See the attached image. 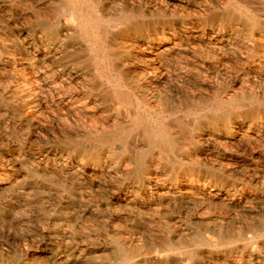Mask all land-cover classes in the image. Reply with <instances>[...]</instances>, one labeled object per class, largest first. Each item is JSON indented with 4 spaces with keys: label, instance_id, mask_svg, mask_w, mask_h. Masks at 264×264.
<instances>
[{
    "label": "rangeland",
    "instance_id": "rangeland-1",
    "mask_svg": "<svg viewBox=\"0 0 264 264\" xmlns=\"http://www.w3.org/2000/svg\"><path fill=\"white\" fill-rule=\"evenodd\" d=\"M79 1L113 68L78 0H0V264H264V1Z\"/></svg>",
    "mask_w": 264,
    "mask_h": 264
},
{
    "label": "bare ground",
    "instance_id": "bare-ground-1",
    "mask_svg": "<svg viewBox=\"0 0 264 264\" xmlns=\"http://www.w3.org/2000/svg\"><path fill=\"white\" fill-rule=\"evenodd\" d=\"M65 1V0H64ZM172 1V0H171ZM215 1H217V0H215ZM227 1V0H226ZM233 1V3H232V5L234 4L235 5V7H237V6H242L243 8H249L248 7V4L249 3H247L245 0H232ZM253 1V0H252ZM264 1V0H263ZM179 2V1H178ZM208 2V1H207ZM210 2V1H209ZM256 2V1H255ZM259 2V1H258ZM64 3V2H63ZM62 3V4H63ZM204 3V2H203ZM253 3V5H254V2H252ZM65 4V3H64ZM147 4V3H146ZM184 4V3H183ZM212 4V3H211ZM228 4V3H227ZM260 4V3H259ZM73 5V4H72ZM82 4H81V2L78 0V2L73 6V7H70V6H67V5H64V8H66V9H69V10H72L73 12H74V15L76 16V19H77V21H78V26H79V31H80V34L81 35H83L87 40H89V41H91L92 42V44H93V46H96L97 48H98V55H101L102 56V60L100 59L99 61H96L98 64V66H100V63L102 64V63H104L105 64V66H107L108 68H113V66H112V64H111V62L114 60L112 57H110V55H108L107 53H106V51H105V47H106V43L104 42V39H105V37H106V35H108V33L105 35V31H106V29H105V31L103 30V28H102V26H100L98 23H96V22H93L91 19H90V16H89V11H88V13L86 12V11H84L83 10V8H82V6H81ZM214 5V4H213ZM253 5H252V7H253ZM126 6V5H125ZM178 6H180V5H178ZM230 6V5H229ZM264 6V5H263ZM130 7V6H129ZM150 7V6H149ZM174 7H175V5H174ZM183 7V6H182ZM219 7V6H218ZM257 7V6H256ZM131 8V7H130ZM215 8V7H214ZM225 8H227V6L225 7ZM240 8V7H239ZM97 9V8H96ZM126 9H127V7H126ZM184 9V8H183ZM213 9V8H212ZM216 9V8H215ZM232 9V8H231ZM245 9V11L246 12H248L247 10ZM258 9V8H257ZM264 9V8H263ZM196 11H198L197 9H195ZM219 10V9H218ZM230 10V9H229ZM233 10V9H232ZM241 10V9H240ZM98 11V10H97ZM127 11H129L128 9H127ZM150 11V10H149ZM180 11V10H179ZM207 11V10H206ZM225 10H223V12H224ZM244 11V12H245ZM139 12V11H138ZM222 12V13H223ZM232 12V11H231ZM238 12V11H237ZM258 12H259V10H258ZM260 12H262V11H260ZM264 12V11H263ZM262 12V13H263ZM94 13V12H93ZM100 12H98V13H96V14H99ZM182 13H184V12H182ZM218 13V12H217ZM228 13V12H227ZM226 13V14H227ZM234 13V12H233ZM139 13H137V15H138ZM196 14V13H195ZM194 14V15H195ZM224 14V13H223ZM235 14V13H234ZM251 14V13H250ZM183 15V14H182ZM186 15V14H185ZM238 15H239V13H238ZM248 15V14H247ZM261 15V14H260ZM102 16V15H101ZM108 16V15H107ZM133 16H136L135 14L133 15ZM139 16H142V15H139ZM237 16V15H236ZM243 16V15H242ZM100 17V16H99ZM199 17V16H198ZM253 19H254V21L256 22L258 19H260V18H258V13L256 12V11H254V13H253ZM141 18H143V16L141 17ZM250 18V17H249ZM262 18V17H261ZM99 19H102L103 20V18H99ZM105 19V18H104ZM136 19V18H135ZM151 19H153V18H151ZM245 19V18H244ZM252 19V18H251ZM263 19V18H262ZM106 20H108V19H106ZM112 20V23L113 24H120L123 28V30L124 31H126V32H129V33H131V34H140V33H142V31H143V29H144V27H145V25H144V21L142 22V23H140L139 21V23L138 22H136L135 20H133L132 19V15H128V14H117V15H115V18L114 19H111ZM148 20V19H147ZM158 20V19H157ZM163 20V19H162ZM248 20V19H247ZM109 21V20H108ZM263 21V20H262ZM158 22V21H157ZM166 22V21H165ZM248 22V21H247ZM254 22V23H255ZM109 23V22H108ZM153 23V22H152ZM169 23V22H168ZM251 23V22H250ZM253 23V24H254ZM154 24H155V22H154ZM196 25V24H195ZM262 25H264L263 23H262ZM105 26V25H104ZM110 26V25H109ZM114 25H112V27H113ZM251 26V25H250ZM253 26V25H252ZM247 27H248V25H247ZM258 27V26H257ZM102 28V29H101ZM106 28V27H105ZM120 28V27H119ZM109 29H108V27H107V31H108ZM156 30V29H155ZM45 31V30H44ZM58 31V30H57ZM186 31V30H185ZM188 31V30H187ZM147 32V31H146ZM46 33V32H45ZM189 33V32H188ZM202 33V32H201ZM54 34H55V32H54ZM56 34H58V33H56ZM165 34V33H164ZM179 34V33H178ZM181 34V33H180ZM198 34H200V33H198ZM236 34V33H235ZM64 35V34H63ZM186 35V34H185ZM51 36V35H50ZM55 36V35H54ZM132 36V35H131ZM130 36V37H131ZM135 35H133V37H134ZM191 36V35H190ZM195 36V35H194ZM216 36V35H215ZM84 37H83V39H84ZM129 37V38H130ZM133 37H131V38H133ZM149 37V36H148ZM152 37V36H151ZM169 37V36H168ZM167 37V38H168ZM213 37V36H212ZM219 37V36H218ZM64 38H66V37H64ZM128 38V39H129ZM165 38V37H164ZM217 38V37H216ZM134 39H136V38H134ZM138 39V38H137ZM208 39V38H207ZM212 39V38H211ZM260 39V38H259ZM264 39V38H263ZM186 40V39H185ZM191 40H193V39H191ZM110 41V40H109ZM108 41V42H109ZM132 41V40H131ZM138 41V40H137ZM165 41V40H164ZM184 41V40H183ZM188 40H186V42H187ZM224 41V40H223ZM88 42V41H87ZM107 42V41H106ZM135 42V41H134ZM205 42V41H204ZM137 43V42H136ZM176 43H178V41L176 42ZM199 43V42H198ZM208 43V42H207ZM215 43V42H214ZM185 44V43H184ZM194 44V43H193ZM230 44V43H229ZM243 44V43H242ZM109 45H110V43L107 45L108 47H109ZM179 45V44H178ZM200 45H202V44H200ZM209 45V44H208ZM207 45V46H208ZM246 45V44H245ZM111 46V45H110ZM131 46V45H130ZM196 46V45H195ZM204 46H205V44H204ZM80 47V46H79ZM146 47V46H145ZM188 47V46H187ZM190 47V46H189ZM194 47V46H193ZM193 47L191 46V48L193 49ZM213 47V46H212ZM220 47V46H219ZM218 47V48H219ZM222 47V46H221ZM231 47V46H230ZM233 47V46H232ZM93 48H95V47H93ZM151 48V47H150ZM149 48V49H150ZM169 48V47H168ZM171 48H172V46H171ZM173 48H175V49H177V50H179L178 48H176V47H173ZM172 48V49H173ZM195 48V47H194ZM227 48V47H226ZM108 49V48H107ZM110 49V48H109ZM148 49V48H147ZM165 49V48H164ZM167 49V48H166ZM220 49V48H219ZM225 49V48H224ZM112 50H114V49H112ZM142 50V49H141ZM145 50V49H144ZM181 50V49H180ZM179 50V51H180ZM184 50V49H183ZM188 50V49H187ZM195 50V49H194ZM218 50V49H217ZM109 51V50H108ZM147 51V50H146ZM169 51V50H168ZM170 51L172 52V50L170 49ZM185 51V50H184ZM225 51H227V50H225ZM142 52V51H141ZM161 52V51H160ZM192 52V51H191ZM231 52V51H230ZM238 52V51H237ZM109 53H111V51L109 52ZM139 54H142V53H140V52H138ZM233 53V52H232ZM115 54V53H114ZM114 54H112V55H114ZM117 54V53H116ZM154 54V53H153ZM156 54H158V53H156ZM160 54V53H159ZM161 54H162V52H161ZM164 54V53H163ZM169 54V53H168ZM193 54V53H192ZM230 54V53H229ZM234 54V53H233ZM95 55V54H94ZM97 54H96V56H98ZM151 55V54H150ZM165 55H166V53H165ZM195 55V54H194ZM170 56V55H169ZM168 56V57H169ZM117 57V56H116ZM119 57V56H118ZM117 57V58H118ZM143 57V56H142ZM97 58V57H96ZM137 58H138V56H137ZM159 58H160V56L159 55H151V56H147V58L146 59H143V60H145V62H147V63H149V65H153V66H155V62L156 61H158L159 60ZM113 59V60H112ZM116 60H118V59H116ZM139 60V59H138ZM168 60V59H167ZM167 60H166V62H167ZM136 61V60H135ZM114 62V61H113ZM124 62V61H123ZM138 63H139V61H138ZM141 63H142V65H143V63H144V61L142 62L141 61ZM165 63V62H164ZM103 64V65H104ZM126 64V63H125ZM135 64V63H134ZM257 65V64H256ZM94 66V65H93ZM96 66V65H95ZM128 66V65H127ZM260 66V65H259ZM117 67V66H116ZM122 67V66H121ZM99 68V67H98ZM118 68V67H117ZM137 68V67H136ZM144 68V67H143ZM152 68V67H151ZM119 69V68H118ZM156 69V68H155ZM101 70V69H100ZM149 70V69H148ZM102 71V70H101ZM106 71V70H105ZM118 71V70H117ZM162 71V70H161ZM135 72V71H134ZM143 72V71H142ZM141 72V73H142ZM164 72V71H163ZM102 73V72H101ZM254 73V72H253ZM119 74V73H118ZM143 74V73H142ZM151 74V73H150ZM153 74V73H152ZM158 74V73H157ZM163 74V73H162ZM154 75H155V73H154ZM159 75V74H158ZM161 75V74H160ZM165 75V74H164ZM164 75H162V76H164ZM156 76V75H155ZM102 77V76H101ZM119 77V76H118ZM121 77V76H120ZM141 79H143L142 77H141ZM148 79H150V78H148ZM138 80V79H137ZM158 80V79H157ZM145 81V80H144ZM152 81V80H151ZM138 84V83H137ZM143 84H144V82H143ZM117 85V84H116ZM118 87V86H117ZM141 87V86H140ZM139 88V87H138ZM144 88V87H143ZM116 89V88H115ZM140 90V89H139ZM120 99V98H119ZM124 100V99H123ZM126 101V100H125ZM230 101V100H229ZM244 102V101H243ZM72 109V108H71ZM164 114V113H163ZM129 119H131V118H129ZM127 120H128V118H127ZM134 120V119H133ZM119 121V120H118ZM214 121V120H213ZM123 122V121H122ZM161 122V121H160ZM128 123V122H127ZM117 124H118V122H117ZM121 123H119V125H120ZM155 124V123H154ZM126 125V124H125ZM159 125V124H158ZM122 126V125H121ZM161 126V125H160ZM160 126L159 127H157V126H154V125H152V123L150 124V123H148V122H144V121H135L134 122V124H133V128H138V129H141V133H142V140H144L145 142L144 143H146V146L148 147V149H150V148H157V149H159V151H163V152H170V151H172L173 150V148H174V141H173V139H172V137L170 136L171 134H170V132H168L165 128H160ZM120 127V126H119ZM131 127V126H130ZM167 127V126H166ZM115 132V131H114ZM127 132V131H126ZM172 132V131H171ZM246 132V131H245ZM175 133V132H174ZM124 134H126L125 132H123L122 131V129H120L119 131H118V133H116L114 136H113V134H112V136H113V138H115V140L116 139H118V138H121V137H123V135ZM173 134V133H172ZM246 134V133H245ZM138 135H139V133H138ZM241 135V134H240ZM243 136H244V134H243ZM107 137V136H106ZM139 137V136H138ZM245 137V136H244ZM103 139H104V136H103ZM176 139V138H175ZM91 140V139H90ZM139 140V139H138ZM122 141V140H121ZM96 142V141H95ZM102 143H104V142H102ZM176 147V146H175ZM122 149V148H121ZM142 150V149H141ZM140 150V151H141ZM123 151V150H122ZM144 152V151H143ZM143 152H141V153H143ZM139 153V152H138ZM139 154L138 156H137V158H138V160H140V161H142L143 159H144V157H145V155H144V153L143 154ZM146 154V153H145ZM169 154V153H168ZM148 155V154H147ZM146 155V156H147ZM141 163V162H140ZM253 233V232H252ZM243 235V234H242ZM251 235V234H250ZM221 236V235H220ZM223 236V235H222ZM222 236L220 237V238H218L219 237V235L218 236H216V238H218L219 239V241L221 240V241H223V240H225V238L223 237L222 238ZM225 236V235H224ZM228 236V235H227ZM239 236V235H238ZM238 236H237V238H238ZM229 237H231V235L229 236ZM239 237H241V236H239ZM232 238H234V237H232ZM198 239V238H197ZM228 239V238H227ZM247 239V238H246ZM245 239V240H246ZM250 239V238H249ZM238 240V239H237ZM242 240H244V239H242ZM248 240V239H247ZM232 241H233V239H232ZM231 241V242H232ZM196 242V241H195ZM198 242H200V241H198ZM197 242V243H198ZM224 242V241H223ZM226 242V241H225ZM204 243H206L205 241H204ZM203 243V244H204ZM207 245V244H206Z\"/></svg>",
    "mask_w": 264,
    "mask_h": 264
}]
</instances>
